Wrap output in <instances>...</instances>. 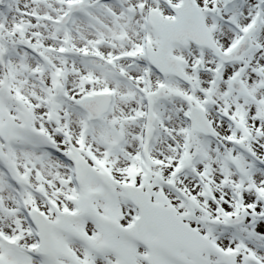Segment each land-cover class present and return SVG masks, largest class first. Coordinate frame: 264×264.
I'll list each match as a JSON object with an SVG mask.
<instances>
[{"label": "snow or ice", "instance_id": "6c2138e0", "mask_svg": "<svg viewBox=\"0 0 264 264\" xmlns=\"http://www.w3.org/2000/svg\"><path fill=\"white\" fill-rule=\"evenodd\" d=\"M0 264H264V0H0Z\"/></svg>", "mask_w": 264, "mask_h": 264}]
</instances>
